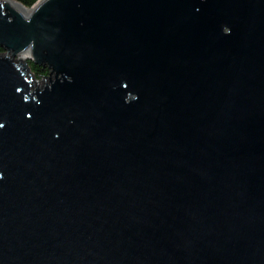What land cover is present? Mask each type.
I'll return each instance as SVG.
<instances>
[{
  "label": "water",
  "instance_id": "obj_1",
  "mask_svg": "<svg viewBox=\"0 0 264 264\" xmlns=\"http://www.w3.org/2000/svg\"><path fill=\"white\" fill-rule=\"evenodd\" d=\"M20 4L0 264H264V0Z\"/></svg>",
  "mask_w": 264,
  "mask_h": 264
},
{
  "label": "trees",
  "instance_id": "obj_2",
  "mask_svg": "<svg viewBox=\"0 0 264 264\" xmlns=\"http://www.w3.org/2000/svg\"><path fill=\"white\" fill-rule=\"evenodd\" d=\"M20 2L27 7L34 6L39 0H14ZM4 52V49L0 47V53ZM29 66L31 67L32 72L35 74L37 79L44 78L49 74V69L47 66L37 65L33 61L28 60Z\"/></svg>",
  "mask_w": 264,
  "mask_h": 264
},
{
  "label": "bare ground",
  "instance_id": "obj_3",
  "mask_svg": "<svg viewBox=\"0 0 264 264\" xmlns=\"http://www.w3.org/2000/svg\"><path fill=\"white\" fill-rule=\"evenodd\" d=\"M11 1H13V2H15V3H17V4H19L22 8H24L20 3H18V2H16V1H14V0H11ZM25 9V8H24ZM36 82V81H35ZM34 83V82H33Z\"/></svg>",
  "mask_w": 264,
  "mask_h": 264
},
{
  "label": "rangeland",
  "instance_id": "obj_4",
  "mask_svg": "<svg viewBox=\"0 0 264 264\" xmlns=\"http://www.w3.org/2000/svg\"><path fill=\"white\" fill-rule=\"evenodd\" d=\"M42 79L43 78H41V79H38L39 80V82H40V85L42 86V84L44 83L43 81H42Z\"/></svg>",
  "mask_w": 264,
  "mask_h": 264
}]
</instances>
